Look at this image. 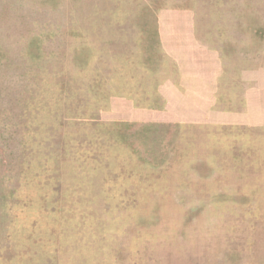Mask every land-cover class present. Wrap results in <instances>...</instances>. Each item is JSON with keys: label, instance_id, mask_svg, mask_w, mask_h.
<instances>
[{"label": "rangeland", "instance_id": "374dc122", "mask_svg": "<svg viewBox=\"0 0 264 264\" xmlns=\"http://www.w3.org/2000/svg\"><path fill=\"white\" fill-rule=\"evenodd\" d=\"M0 264H264V0H0Z\"/></svg>", "mask_w": 264, "mask_h": 264}]
</instances>
